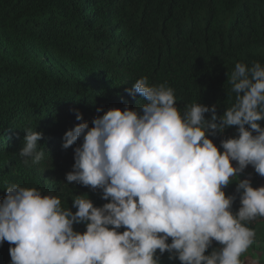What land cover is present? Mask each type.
<instances>
[{"label":"clouds","instance_id":"clouds-1","mask_svg":"<svg viewBox=\"0 0 264 264\" xmlns=\"http://www.w3.org/2000/svg\"><path fill=\"white\" fill-rule=\"evenodd\" d=\"M229 84L235 100L218 117L216 105L198 102L181 113L171 87L141 77L125 90L142 98L137 109L97 108L103 115L92 127L66 131L63 149L80 142L67 184L100 190L108 202L95 207L87 195H73V212L56 195L8 184L0 245L9 243L10 264H161L165 253L179 264H243L257 235L249 224L264 219V186L238 179L249 166L264 177V66L236 63ZM233 126L219 148L209 138ZM41 139L25 132L17 154L25 166L50 160ZM231 184L235 194L226 195ZM81 224L83 233L74 230Z\"/></svg>","mask_w":264,"mask_h":264},{"label":"trees","instance_id":"trees-1","mask_svg":"<svg viewBox=\"0 0 264 264\" xmlns=\"http://www.w3.org/2000/svg\"><path fill=\"white\" fill-rule=\"evenodd\" d=\"M254 62L264 66V0H0V201L18 183L58 196L73 212V195L101 207L108 201L100 190L65 180L80 143L63 149L66 131L92 127L103 115L97 108L137 109L142 98L125 90L141 77L171 87L181 113L198 102L222 116L235 100V64ZM29 129L43 133L39 149L51 163L47 155L40 165L22 163L17 154ZM235 132L209 138L219 148ZM251 183L264 186V177L254 173ZM224 191L234 195L235 184ZM238 207L237 198L233 212ZM260 226L264 219L249 224L256 233ZM9 247L0 245V264H10ZM161 264L179 261L165 253Z\"/></svg>","mask_w":264,"mask_h":264},{"label":"rangeland","instance_id":"rangeland-1","mask_svg":"<svg viewBox=\"0 0 264 264\" xmlns=\"http://www.w3.org/2000/svg\"><path fill=\"white\" fill-rule=\"evenodd\" d=\"M235 166V162H233ZM254 170L251 166L245 169V172L238 177V179L254 177ZM242 260L246 261V264L263 263L264 264V226H260L256 235L254 245L241 257Z\"/></svg>","mask_w":264,"mask_h":264}]
</instances>
